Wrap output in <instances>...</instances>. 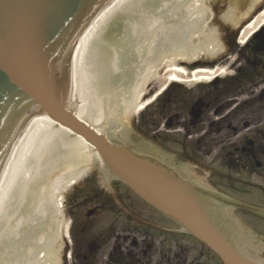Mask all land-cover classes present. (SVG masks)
<instances>
[{
  "label": "bare ground",
  "instance_id": "6f19581e",
  "mask_svg": "<svg viewBox=\"0 0 264 264\" xmlns=\"http://www.w3.org/2000/svg\"><path fill=\"white\" fill-rule=\"evenodd\" d=\"M209 1L112 0L86 28L74 50L71 80L79 102L76 117L98 132L108 131L111 139H123L129 134L128 128L127 134L124 130L128 118L139 115L152 103L154 98L143 97L154 80H164L159 91L162 93L172 83L196 86L224 77V69L218 67L189 73L178 65L201 55L214 58L223 49L207 30ZM112 19L125 21L127 42L136 59H141L137 63L140 72L134 70L136 77L121 87L110 86L104 79L105 69L114 70L117 65L105 63L109 61L108 48L97 43L101 26ZM263 24L264 4L240 32L239 44L244 45ZM93 56L94 60L86 63ZM134 63H129L128 68H133ZM124 65L120 79L129 76ZM130 134H134L133 130ZM132 152L142 158H159L148 145H138ZM90 167L104 172L103 167H107L115 174L93 148L70 130L47 116L29 120L0 177V249L10 252L5 253L6 258L0 256V264H42L38 253L43 254L45 264H58L61 238L66 232L61 221L63 192L85 176L83 169ZM182 171L188 174L187 168ZM48 224H56L58 230L54 231L53 226L51 231L45 229Z\"/></svg>",
  "mask_w": 264,
  "mask_h": 264
},
{
  "label": "flooded vegetation",
  "instance_id": "af4514ba",
  "mask_svg": "<svg viewBox=\"0 0 264 264\" xmlns=\"http://www.w3.org/2000/svg\"><path fill=\"white\" fill-rule=\"evenodd\" d=\"M230 59L228 76L214 80L209 86H198L191 97L180 92L178 84L168 87L166 134L170 133L168 128L182 126L185 138H195L198 136L190 133L195 132L199 124L230 122L228 127L233 128L235 140L223 156V170L218 168L210 172L199 186L187 179L184 183L198 199L208 205L233 208L236 215L239 210L234 206L247 204L242 197H254L257 184H264V49L254 53V42L249 41L240 49L231 51L225 61ZM189 69L194 70V67ZM193 108L196 111L198 108L196 119L192 115ZM255 127L261 128L252 131ZM133 133L130 140L135 144L151 141L159 155L167 154L154 144V137L148 140L144 133L136 130ZM148 133L152 136L157 131ZM227 138L218 137L215 144L221 145ZM189 153L184 148L172 160L176 163L180 158L189 162L193 174L203 172V160L211 157V151L198 148L197 158ZM103 169L105 172L97 167L83 169L85 176L64 196L61 221L66 232L61 238L58 264H173V261L185 264L184 247L177 249L176 245L173 250L172 240L183 242L188 235L145 203L109 168ZM234 183L238 186H232ZM221 189L229 194L222 193ZM220 215L210 213L214 221L220 219ZM258 218L257 222L264 223V214ZM261 227L262 231L249 228L255 235L250 236L253 246L260 244L264 247V226ZM197 259L195 264H205L202 252Z\"/></svg>",
  "mask_w": 264,
  "mask_h": 264
},
{
  "label": "water",
  "instance_id": "95a60500",
  "mask_svg": "<svg viewBox=\"0 0 264 264\" xmlns=\"http://www.w3.org/2000/svg\"><path fill=\"white\" fill-rule=\"evenodd\" d=\"M111 1L0 0V177L29 120L47 116L79 136L135 194L203 243L222 264H264L243 256L228 242L176 173L134 156L128 139H111L76 117L74 50ZM250 41L254 53L264 49V24ZM192 115L198 117V108ZM237 208L258 212L244 205Z\"/></svg>",
  "mask_w": 264,
  "mask_h": 264
},
{
  "label": "rangeland",
  "instance_id": "374dc122",
  "mask_svg": "<svg viewBox=\"0 0 264 264\" xmlns=\"http://www.w3.org/2000/svg\"><path fill=\"white\" fill-rule=\"evenodd\" d=\"M154 1V0H153ZM163 2H159V4H162ZM264 4V0H210L208 2V8L210 9V17L207 20V30L208 33L213 35L214 43H217V45H220L223 49L219 53V55H216L214 58H208L207 55H201V57H197L192 60H187L185 64L180 63L178 64L180 67L185 68L189 73L193 72L195 70H191L187 68V65L192 64H198L197 68L194 69H212L210 66L214 65L215 67H218L219 69H224L225 75L228 76L230 74L231 68L230 63L232 59L225 61L229 57V53L233 51L234 49H240L241 46L239 44V34L242 31V29L250 23L254 17L262 10ZM147 7V6H146ZM135 21H138L137 19H134ZM117 24L119 25L117 27ZM125 21L118 20L115 22L113 19L110 20L106 25H102L103 28L101 31V34L99 36V40L97 43L100 45H103L107 47L108 49V56L107 58L109 61L107 62L108 65H114L116 66V69H105V76L104 79L110 84V86H116L124 85L126 82H129L131 79H134L136 77V74L134 70L139 71L137 69V63L140 62L141 59H136V56H134V49H131L129 46V41L127 42L129 30L124 28ZM127 25V23H126ZM127 38V39H126ZM126 39V40H125ZM103 42V43H102ZM133 45V42L132 44ZM99 47V46H97ZM88 59L86 63H90L94 60ZM131 59V61H130ZM92 60V61H91ZM224 61V62H223ZM134 63V67L128 68L130 66L129 63ZM197 62V63H196ZM124 65V69L128 70V77L120 79L119 74L120 71L123 72V69L121 70V67ZM185 65V66H184ZM106 66V64H105ZM136 66V68H135ZM141 68L144 69V63H142ZM209 66V67H205ZM213 67V66H212ZM164 69L161 71V75L164 73ZM140 72V71H139ZM220 78H224L223 76ZM212 82V81H211ZM210 83L207 85H196L193 86L192 83L190 85H184V84H178L181 89L180 92L182 93H188L189 97H191V94L195 91V89L198 86H209ZM165 85L164 80H154L149 86L146 87V95L143 97L144 100H152V103L147 106L139 115L135 116L132 115L128 118V121L126 122V127L128 128L129 135L131 133V130H136L138 133H144L147 135V139L151 140L150 138L154 137L152 140L154 144H158V146L162 147L165 151H167L168 156V166L174 167V171L180 175L181 179H189L191 183L196 184L197 186L200 185L202 181L207 177V175L218 169L223 167L222 160L223 156L226 152L229 151L231 142L235 139L232 137L233 135V128H229L230 122H220L219 125L211 124V125H205V124H199L197 126V130L195 132H191L190 134H196L195 138H185L184 130L182 126H176L172 128H168V135L166 134V122H168V102L166 101V94L168 93V87L165 86V91L162 93L159 92L161 90V87ZM157 93H161L158 97L155 98V95ZM182 97V94H179ZM75 104L78 105L79 102L76 99ZM233 124V122H231ZM261 127H255L251 130L254 131L255 129H260ZM155 135L149 136L150 134L148 132H156ZM103 132V131H102ZM108 132V131H106ZM106 132L104 134H106ZM242 134H247L246 132H242ZM149 136V137H148ZM229 136V138H227ZM220 138H227V140L224 143L215 144L217 139ZM186 148L187 152H190L189 154L192 155V157L197 158V149L200 148L203 151H211V157L209 159H204L203 163L205 165V169L203 172L193 174V170H191L189 162L178 158V162L174 163L171 159L174 155L180 153L183 151V149ZM191 152H194L193 154ZM187 156H189L187 154ZM188 168L190 170V174H183V169ZM223 169L221 168V171ZM226 184V182H224ZM224 184H222L224 186ZM258 188H254L255 196L254 197H247L243 196L242 199L235 194L237 198H240L242 201L246 202L247 204H250L251 206H255L257 208H261L264 210V184L258 183ZM232 186H238L237 183L232 184ZM70 189H67L63 192L62 201H64V196L68 194ZM221 192L228 195L225 190L221 189ZM44 202V201H42ZM202 202V201H201ZM51 208V199L49 200ZM64 205V203H63ZM63 205L61 209V216L63 211ZM221 207L213 206L211 209H214L213 211L216 213L221 214L220 209ZM236 218L246 227L248 228H254L256 231H262V226H264V223L257 222V219L252 214L244 213V212H236ZM220 220L217 221L216 226L220 228V231L222 234H224L226 237H228L230 243L233 244V233H237V222L235 223L234 219L236 218H230L228 221L225 219L224 215H220ZM236 219V220H237ZM62 220V218H61ZM224 220L226 222H224ZM257 223H261L258 226H256ZM216 224V223H215ZM57 231L58 227L56 224L54 225H47L45 229L48 230ZM253 226H256L253 227ZM64 229V227H63ZM49 231V232H50ZM181 231V230H180ZM64 232V230H63ZM182 232V231H181ZM1 237V236H0ZM19 239V238H18ZM0 243L3 244V238L1 237ZM177 245V249H179L180 246H183L185 249L186 255L183 256V260L185 264H195L197 263V258H199L200 252L203 253V262L205 264H222L220 260L212 254L204 245H202L200 242L195 240L194 238L188 236L186 237V241L180 242V240H176L173 238L172 240V247L174 250V247ZM263 251L264 247L259 245ZM169 248V246H168ZM22 249V248H21ZM5 248L0 249V256L6 258L5 253H7ZM10 253V252H9ZM39 254V253H38ZM37 254L39 261H41L42 264H45V261L43 260V254L41 253L40 256ZM33 261H30L27 264H33ZM173 264H177L176 261H173ZM181 264V263H179Z\"/></svg>",
  "mask_w": 264,
  "mask_h": 264
}]
</instances>
